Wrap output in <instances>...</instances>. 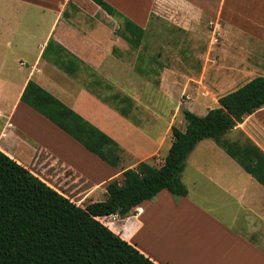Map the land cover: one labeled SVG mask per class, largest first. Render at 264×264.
Wrapping results in <instances>:
<instances>
[{
    "label": "crops",
    "instance_id": "1",
    "mask_svg": "<svg viewBox=\"0 0 264 264\" xmlns=\"http://www.w3.org/2000/svg\"><path fill=\"white\" fill-rule=\"evenodd\" d=\"M70 1L0 0V151L76 205L84 206L103 201L105 186L122 179L123 170L153 162L155 157L159 164L153 165L160 166L172 140L161 155L158 150L164 148L166 134L149 137L155 149L133 158L128 165L111 168L56 126L62 140L54 145L42 139L46 132L41 124H54L20 101L29 80L97 128L102 125L96 113L101 112L127 123L126 117L99 99L95 89L85 83L104 89L98 81L112 76V44L101 42L91 32L90 27L97 28V24L83 19L87 17L83 12L68 9ZM104 1L144 32L160 22L190 34L207 32L210 23H214V31L234 29L232 44H239L238 48L252 56L241 65V73L252 75L249 81L264 76V38L251 40L253 32H264V13L253 10L246 20L250 27H244L234 26L231 11L224 14L226 0H129L132 5L126 0ZM231 2L235 15V1ZM49 42L53 44L44 53ZM58 60L70 66V74L56 65ZM7 65L22 75L13 96L10 86L14 83H10V75L5 78L1 72L8 69ZM218 98L210 109L218 107ZM34 125L40 126L37 134L30 130ZM236 131L264 153V107L246 116L230 132ZM118 145L122 153L134 154ZM193 151L182 172L185 196L175 198L162 190L140 204L139 215L131 211L125 216L116 214L115 220L97 219L155 264H264V186L219 146L218 152L209 154ZM86 160L110 171L109 175L101 174V169L91 172ZM37 166L44 177L33 171Z\"/></svg>",
    "mask_w": 264,
    "mask_h": 264
},
{
    "label": "trees",
    "instance_id": "2",
    "mask_svg": "<svg viewBox=\"0 0 264 264\" xmlns=\"http://www.w3.org/2000/svg\"><path fill=\"white\" fill-rule=\"evenodd\" d=\"M90 1L108 16L121 17L104 0ZM121 19V38L137 48L144 30ZM52 44L48 43L44 53ZM56 65L70 72L64 62ZM20 101L110 167L119 166L123 153L114 139L33 81L27 82ZM121 102L131 103L126 97ZM217 102L218 107L202 117L183 111L185 128L171 127V145L160 166L140 162L123 170L122 179L105 186L103 201L84 206L76 205L0 151V264H155L97 218L125 216L162 190L175 198L185 196L181 181L185 160L202 140H213L264 186V153L248 140L242 145L223 139L246 116L264 107V76ZM119 113L127 117L129 112L122 108Z\"/></svg>",
    "mask_w": 264,
    "mask_h": 264
},
{
    "label": "rangeland",
    "instance_id": "3",
    "mask_svg": "<svg viewBox=\"0 0 264 264\" xmlns=\"http://www.w3.org/2000/svg\"><path fill=\"white\" fill-rule=\"evenodd\" d=\"M233 1H235V15L231 9V0H226L224 14L231 11L232 16L229 18H233L234 26L240 24L250 27L246 22L247 15L253 10L264 13V0ZM126 2L131 4L129 0ZM70 3L68 9L83 12L87 16L82 17L83 19L87 18L97 24V28L90 27V29L101 42L107 44L111 41L112 44L110 56L112 76L98 81L104 89L94 87L88 81L85 83L91 85L97 92L98 98L113 110L119 113L123 108L129 112L126 117L127 123L110 114L96 113L102 125L99 127L100 130L118 142L124 150L134 153H123L119 166L128 165L133 158H139L142 153L155 149L156 145L149 137L156 139L159 134H166L163 141L164 148L158 150L162 155L165 152V145L172 140L171 127L180 130L185 128L182 114L184 110L202 117L206 110L214 106L216 98L239 88L252 77L241 73V65L245 61L252 60V56L238 48L239 44H232L234 29L217 28L214 31V23H210L207 32L190 34L160 22L144 32L140 45L135 48L120 36L121 18L108 16L90 0H72ZM251 38L252 42L261 41L264 32L262 30L253 32ZM16 64L14 62L16 68L13 66L9 69L7 65L8 69L1 71L2 77L6 78V75H10V83H14L10 86L12 96L16 93L22 77L18 71H13V68L18 69ZM120 67L122 72H119ZM125 97L130 100V104L121 102ZM204 99H207V102H204ZM0 105H3L1 97ZM92 125L97 127L95 123ZM41 126V130L46 132V138L41 137L46 139L48 144L55 145L63 139L58 134L62 132L55 125L48 123V126L43 124ZM39 127L34 125L30 130L37 134L36 129ZM223 139L242 145L246 142L244 135L237 131L226 134ZM30 142L35 144L32 140ZM212 142V140L200 141L193 151L194 154L218 152V145L213 147ZM70 149L72 151L73 148ZM73 152L77 151L73 150ZM157 159L158 157H155L150 163L159 164ZM86 165L91 172L101 169V174L104 172L105 176L110 173L90 160H86ZM33 171L43 176L38 166ZM101 174L97 173V175ZM45 178L51 180V177Z\"/></svg>",
    "mask_w": 264,
    "mask_h": 264
},
{
    "label": "built area",
    "instance_id": "4",
    "mask_svg": "<svg viewBox=\"0 0 264 264\" xmlns=\"http://www.w3.org/2000/svg\"><path fill=\"white\" fill-rule=\"evenodd\" d=\"M131 211H132V214H135V215H139L142 213V209L140 206L134 207ZM116 216H117L116 214L110 215L108 217H104V220L107 221L110 218H111V220H115Z\"/></svg>",
    "mask_w": 264,
    "mask_h": 264
}]
</instances>
